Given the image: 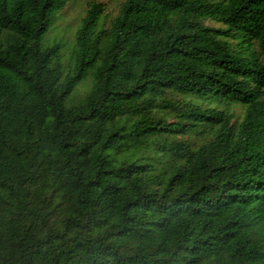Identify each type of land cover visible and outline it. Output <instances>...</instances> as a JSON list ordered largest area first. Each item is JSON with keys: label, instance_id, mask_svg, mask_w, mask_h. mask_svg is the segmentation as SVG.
I'll return each mask as SVG.
<instances>
[{"label": "trees", "instance_id": "16d2710c", "mask_svg": "<svg viewBox=\"0 0 264 264\" xmlns=\"http://www.w3.org/2000/svg\"><path fill=\"white\" fill-rule=\"evenodd\" d=\"M110 1L0 0V264H264V0Z\"/></svg>", "mask_w": 264, "mask_h": 264}, {"label": "rangeland", "instance_id": "374dc122", "mask_svg": "<svg viewBox=\"0 0 264 264\" xmlns=\"http://www.w3.org/2000/svg\"><path fill=\"white\" fill-rule=\"evenodd\" d=\"M109 4L110 8L107 10V12L109 17L111 18L112 15H115L116 8L113 5V0H111ZM83 10L84 7L81 3L74 2L62 11L56 13L54 22L44 37L43 46H51L54 44H59L61 46L58 58L63 65L67 61L70 47L74 42V35L78 28ZM207 26L216 27L212 23H207ZM83 86L87 88L88 84H84ZM81 91L85 92L84 89H82ZM243 113V109L232 107L229 111V115H233L231 123L234 122L237 124L236 120H240L243 116Z\"/></svg>", "mask_w": 264, "mask_h": 264}]
</instances>
